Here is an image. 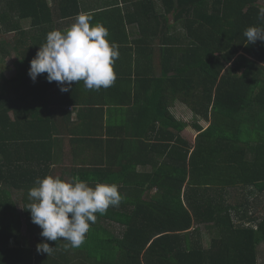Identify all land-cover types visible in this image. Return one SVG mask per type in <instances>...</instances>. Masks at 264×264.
Returning <instances> with one entry per match:
<instances>
[{
  "label": "trees",
  "instance_id": "trees-1",
  "mask_svg": "<svg viewBox=\"0 0 264 264\" xmlns=\"http://www.w3.org/2000/svg\"><path fill=\"white\" fill-rule=\"evenodd\" d=\"M141 1L134 2L136 11H129V17L137 16V6L144 7ZM259 2L162 0L165 13L160 15L169 14L171 22L154 12L159 25L153 31L147 28L152 15L140 18V40L160 43V75L144 80V92L137 80L133 95H112L113 104L135 101V112L129 110L126 123L118 126L120 138H113L118 132L104 124L103 97L85 95L83 81L62 92L57 82L47 81V73L35 81L28 75L30 61L50 31L67 30L79 14L92 17L90 26L102 24L101 17L87 11L84 0H0V35H18L12 47L15 76L8 77L0 66V264H258L264 259V204L254 210L257 195L264 193V42L248 43L243 36L247 27L261 24ZM9 42L0 41L1 54H11ZM178 101L209 121L206 129L197 124L194 143L180 136L187 123L172 112ZM155 121L165 139L156 146L166 159L156 168L157 177L146 174L148 185L136 193L129 186L128 122L137 136L153 137ZM100 128L107 130V139L96 137ZM68 136L85 148L68 155L72 167L65 172L60 171L65 165L62 143ZM96 144L105 153L90 161L98 167L77 165V158L94 151ZM48 175L65 181L78 177L92 187L114 183L122 194L119 206L96 214L78 248L66 249L63 238L47 240L31 221L28 191L38 177ZM154 184L167 190L160 198L145 197L144 189ZM251 186L256 199L235 197L236 189ZM208 187L220 191L217 197L212 194L213 200ZM215 203L218 209L209 206ZM207 221L213 247L226 248V254L200 247L205 258L198 259L190 234L199 231L195 224ZM44 242L56 247L50 255L37 251Z\"/></svg>",
  "mask_w": 264,
  "mask_h": 264
},
{
  "label": "clouds",
  "instance_id": "clouds-1",
  "mask_svg": "<svg viewBox=\"0 0 264 264\" xmlns=\"http://www.w3.org/2000/svg\"><path fill=\"white\" fill-rule=\"evenodd\" d=\"M92 17L79 14L67 30L54 29L46 36L36 56L30 61L29 77L35 81L47 73L48 82H57L62 92H67L72 82L83 81L88 90L110 87L115 79L114 64L119 57L118 45L109 41V31L102 24L90 26ZM259 25L247 27L243 36L248 43L264 42V7L257 12ZM70 108V107H69ZM28 191L32 223L42 231L40 235L49 241H66L65 248H78L86 239L97 213L103 215L109 207H117L122 201L118 185L96 183L72 177L48 175L37 178ZM56 247L48 243L37 245L38 252L50 255Z\"/></svg>",
  "mask_w": 264,
  "mask_h": 264
},
{
  "label": "crops",
  "instance_id": "crops-1",
  "mask_svg": "<svg viewBox=\"0 0 264 264\" xmlns=\"http://www.w3.org/2000/svg\"><path fill=\"white\" fill-rule=\"evenodd\" d=\"M84 1H87V8H88L87 11L92 10L94 12V15H98L101 17L100 22L103 25H105L107 28H109V30L112 33L111 41H115L116 44L118 45L119 57L118 59H116L114 64V68H116L118 74L115 73L116 79L114 83L107 89L103 88L102 92H97V94H87V95H90V97L91 96L103 97L100 105L103 106L105 109L104 119L107 118L104 121V124L105 125L109 124V126H113L115 130L118 132L116 136H111V137L120 138V135L122 134V128H118V126L123 124L127 116L130 114V112L127 110L128 107H130L131 110L135 112V110H133V108L135 107V101L134 100H132V102L131 100L129 102L118 101L117 104H113L112 95L117 97H121V96L124 97L129 94L133 95L135 93V90L138 89V87H136L138 86L137 80L141 82V84L139 85V90L144 92L145 88H147L146 85L144 84V80L150 77L160 75V73H158L156 69L157 67L156 61L154 58H152L153 51L150 47L151 42L150 41L143 42V40H140L141 30L139 27V20L140 18L141 19L143 18V20H145L146 17L152 15L151 19H149L150 22L149 23L147 22V28L154 31L156 27L159 25L158 24L159 19L153 17L154 12L158 13V17H160L164 23L165 21L163 19V16L168 17L170 15L169 14H164L162 16L160 15L161 12L165 13V7L162 3V0H149V1L142 0L141 2H144V7L141 8L140 6H137L138 8L137 16L136 17L132 16V18L129 17L128 12L136 11L134 2L137 0H96V2L94 3L95 5L92 4V0H84ZM141 2L139 4H142ZM145 10H148L147 15L145 13ZM154 42H158V41H154ZM145 46L147 48H145ZM159 55L161 56V52H159ZM142 84H144L145 87H141ZM79 91L82 92V90L80 89ZM141 95L146 96L144 94ZM95 99H96L95 101L97 102L100 101L99 98H95ZM104 101H106L105 104ZM114 105H115V109H119L118 113L115 111L113 107ZM71 107H72L71 110H69L70 108L67 109L69 111L74 112L73 118L74 120H76V115H75L76 109L73 106ZM111 115L113 116L114 120L110 119ZM58 119L61 120L60 117H58ZM116 120L118 122H115ZM152 125L155 126V128H152L153 137H151L153 139L152 144H154L153 149L151 148L152 150L150 151L148 150V152L143 153V151L140 150V144L136 145L137 142H133L130 143L127 151L128 154L130 153V158L132 159L131 165H133L131 166L133 168H130V172H129L130 173L129 186L131 187V189H136V191H134L136 193H138V191H141L140 188L141 185H148L147 183H144L145 175L151 174L157 177L155 170L157 167L161 165V161L163 162L166 159L165 153H163L161 149L158 146H156V145H160L165 140L163 137L158 135L159 133H157L158 128L161 127L160 121H155L154 123H152ZM72 133L73 132H70V135H73ZM180 136L181 137L184 136L182 132L180 133ZM61 137H64V135H62ZM96 137L107 139L108 138L107 130L105 128L104 129L100 128V131L99 133L96 134ZM140 137L141 136H139V138ZM66 140H68L72 145L68 150L64 149ZM194 142H190V143H194ZM80 144H81L80 147L78 145L76 146L75 142L74 141L72 142L70 140V137L68 136L62 143L64 153L66 151L67 153L73 156L72 153L76 149L75 153L79 154L85 148L82 145V143ZM96 145L97 146L94 151L89 152L87 150V152L91 154L90 156L81 153L83 155L77 158V161L79 160L77 162L78 163L77 165L79 166L83 165L87 167V169L98 167V165H93L92 162L90 163V161L94 158L102 157L99 156V154H105V153H103L102 145L100 144H96ZM65 157H66V153H65ZM156 163L158 165H156ZM112 167L115 166L112 165ZM112 173L114 174V172ZM164 190H167L165 186L154 184L151 190L147 188L144 189L145 191L144 196L148 198L152 196L155 197L158 196V198H160L159 193L163 192ZM150 193H153V195L150 196ZM190 236H191V245L193 246L192 248L197 247L196 256L198 259L205 258L203 254H201V248L205 251L208 248H210L213 253H217L219 255L226 254L225 253L226 248L213 247L212 241L214 240V238L212 237V232H208L207 230L204 231L199 227V231L191 233ZM199 237H201V240L199 239ZM221 238L222 235H219L218 239ZM202 241L203 242L205 241V243H202ZM238 257H236V260L241 261V259H239ZM258 264H264V259L260 258Z\"/></svg>",
  "mask_w": 264,
  "mask_h": 264
},
{
  "label": "rangeland",
  "instance_id": "rangeland-1",
  "mask_svg": "<svg viewBox=\"0 0 264 264\" xmlns=\"http://www.w3.org/2000/svg\"><path fill=\"white\" fill-rule=\"evenodd\" d=\"M95 2H96V0H92V4H94ZM259 5L264 7V0H261V2H259ZM168 20L171 22L173 20V17L168 16ZM29 25H30L29 23H25L24 24L25 27H29ZM4 39L5 40L6 39L10 40V42H9L10 44H8V48L10 49L11 54H4L3 55V54H1V50H0V66L3 68V70L5 69L4 71H5V73L7 74L8 77H14L15 76V72H16V65H15V62H14V59L16 57V53H15V48H12V47H15L14 42L17 43L18 35L14 34V33H10V34H7V35H0V41L4 40ZM150 47H151V49L153 51L152 58H154L155 61H156V66L157 67L156 66L155 67H156L158 73H160L159 69H160V65H161V63H160L161 59H160V55H159V52H160L159 42H151L150 43ZM102 89L103 88H101L98 91L97 90H88L87 89L86 90V95L87 94H97V92H102L103 91ZM113 107L115 109V105ZM127 110L129 111V110H131V108L128 107ZM115 111L118 113L119 109H115ZM172 112L181 122L183 121V122L187 123L186 124L187 126L182 130V133L190 142H194L196 138L198 139L197 136L200 133V131H199V127H197V124L200 125L203 129H206V127L209 125V121H207V119H203L201 116L196 115L193 112V110L190 108V106H188L185 102L180 103L178 101L176 109H172ZM110 119L114 120L112 115L110 116ZM115 122H118V121L116 120ZM130 122H128V129L131 132V134L128 137L129 143L137 142L136 145L140 144V150L143 151V153L148 152V150L149 151L152 150L151 148L153 147V145H152V140L153 139L151 138V135L148 134L146 136L143 133H140V134H143L144 136H141L139 138V136H137L136 133H135L136 132L135 127ZM253 137L254 138H259L255 132L253 134ZM71 146H72L71 143L68 140H66L64 149L68 150ZM65 153H66V157L63 158V160H65V165H63L64 167H62V169L60 171L68 172L67 168L68 167H70V168L72 167L71 166L72 163L70 162V161H72V159H70V157L68 156L69 153H67L66 151H65ZM85 154H88V153H85ZM54 172L56 174L59 173V169H55ZM252 190L256 191V187H253V186L248 187V188L245 189V191L242 190L241 188H238L235 191V197H240L239 199L241 201H244L245 198L246 199H248V198L251 199L252 198V200H254V199H256L255 196L258 194V192L257 193L256 192L252 193ZM233 191H234V189H233ZM207 192L210 194V198H209L210 200H213L212 194L214 195V197H217L218 194L220 193V191L216 190V188H214V187H208ZM195 193L197 195V191L196 190H195ZM152 195H153V193H150V196H152ZM18 196H20V195H17L16 198ZM257 196H258V201L261 204H259V202L256 201V203L254 205V210H255V207L259 208L262 204H264V193H259V195H257ZM185 205H188L187 200L185 201ZM204 206L207 209V206L206 205H204ZM209 206H215V209H218L216 203L215 204H210ZM263 211H264V209H263ZM211 221L199 223L198 225H195L194 227H197V228L200 227L202 230L206 231L207 229H206L205 226L209 225V223ZM114 228L115 227H113V229ZM121 229H123V228H119L118 232H120ZM116 230H117V228H116ZM193 231H195V230H192L191 232H193ZM199 239L201 240V237H199ZM202 243H205V241L204 242L202 241Z\"/></svg>",
  "mask_w": 264,
  "mask_h": 264
}]
</instances>
